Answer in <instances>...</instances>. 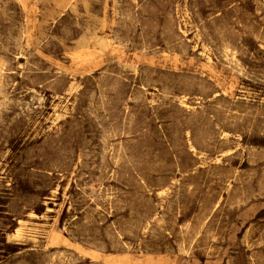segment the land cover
Wrapping results in <instances>:
<instances>
[{"label":"rangeland","instance_id":"1","mask_svg":"<svg viewBox=\"0 0 264 264\" xmlns=\"http://www.w3.org/2000/svg\"><path fill=\"white\" fill-rule=\"evenodd\" d=\"M0 264H264V0H0Z\"/></svg>","mask_w":264,"mask_h":264},{"label":"bare ground","instance_id":"2","mask_svg":"<svg viewBox=\"0 0 264 264\" xmlns=\"http://www.w3.org/2000/svg\"><path fill=\"white\" fill-rule=\"evenodd\" d=\"M3 108V107H2ZM153 232V231H152ZM60 257V256H59Z\"/></svg>","mask_w":264,"mask_h":264}]
</instances>
